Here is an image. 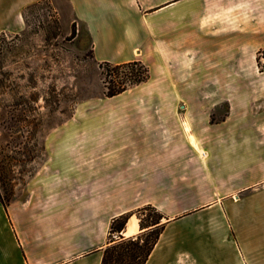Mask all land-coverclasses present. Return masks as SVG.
<instances>
[{"label": "rangeland", "instance_id": "rangeland-1", "mask_svg": "<svg viewBox=\"0 0 264 264\" xmlns=\"http://www.w3.org/2000/svg\"><path fill=\"white\" fill-rule=\"evenodd\" d=\"M118 3L125 14L113 8ZM23 19L20 31L0 35V199L5 203L38 183L40 170L74 172L79 185L86 183L89 169L109 170L111 181L129 170L136 161L125 149L133 145L91 146L79 140L66 149L70 137H85L102 122L158 120L176 126L189 121L197 124L190 131L204 138L229 133L219 122L232 110L248 111L255 128L233 129V136L264 138V0H41L23 9ZM88 25L97 35L96 51ZM231 31L233 42L220 36ZM230 47L241 51L237 67L226 57ZM133 57L148 66L149 79L105 96L103 62ZM233 70L249 79H220ZM163 147L173 160L182 152L191 163L202 159L193 144ZM254 163L264 168V154L255 155ZM210 177L199 169L175 176L166 208L144 204L126 213L136 215L151 205L165 227L172 218L165 253L173 264H264L263 178L222 194L206 183ZM159 179L158 190L147 195L165 199ZM218 196L225 198L212 203Z\"/></svg>", "mask_w": 264, "mask_h": 264}, {"label": "crops", "instance_id": "crops-1", "mask_svg": "<svg viewBox=\"0 0 264 264\" xmlns=\"http://www.w3.org/2000/svg\"><path fill=\"white\" fill-rule=\"evenodd\" d=\"M39 1L0 0V35L20 31L24 25L23 9ZM74 6L77 7L75 3ZM108 6L102 4V8ZM113 8L121 9L125 14L122 3L113 4ZM88 29L96 51V32L90 25ZM260 31L251 36L256 37ZM232 34L233 31L220 36L233 42ZM246 35L250 34L246 33L240 38ZM187 47L195 49L200 45L187 44ZM239 54L240 49L235 47H230L226 53V57L231 59L229 63L235 67ZM130 60H134V57L117 63ZM214 68L217 67L207 70ZM220 79L246 81L249 75L233 70V73H221ZM235 113L232 110L229 119L219 122L230 129L223 136H196L190 128L197 124L189 121L175 122L174 126V122L137 120L102 122L98 124L101 126L88 129L85 137H70L69 142L65 143L67 146L79 140L91 146L133 145L125 150L133 154L136 163L129 170L120 172L115 181L110 180L107 169H89L83 185L78 184L74 172L40 170L38 183L25 186L21 196L6 203L0 200V264H101L103 248L109 241L111 220L144 204H152L161 210L166 208L168 194L173 192V177L188 176L190 171L196 169L210 172L211 177L206 183L215 186L212 189L215 193L232 194L239 189H247L256 183L255 177L258 176L264 180V168L254 163L255 155L264 154L263 147H256L264 145V138L233 136V129L255 128L250 112ZM65 125L73 123L67 122ZM208 125L211 127L212 123ZM174 129L178 130V137L174 136ZM175 143L193 144L201 150L202 159L197 160L199 165L184 158V152L176 160L169 157L167 147L163 146ZM153 152L156 157L164 155L156 158ZM57 159H61V156ZM159 178L165 183V199L147 195L158 190L156 184ZM222 198L225 197L218 196L212 203H220ZM169 220L145 264H173L165 253L168 228L174 223L172 218ZM140 231L138 218L131 215L121 235L127 238Z\"/></svg>", "mask_w": 264, "mask_h": 264}, {"label": "trees", "instance_id": "trees-1", "mask_svg": "<svg viewBox=\"0 0 264 264\" xmlns=\"http://www.w3.org/2000/svg\"><path fill=\"white\" fill-rule=\"evenodd\" d=\"M72 31L74 33V29ZM102 74L107 97L121 94L133 86L146 82L150 77L148 66L139 59L120 63L104 61ZM145 211L149 212L145 214ZM135 213L141 230L135 236L125 238L121 235L133 213H123L111 220L109 241L103 248L101 264H145L147 262L166 222H162L163 215L151 205L138 208ZM113 235L118 237L115 238Z\"/></svg>", "mask_w": 264, "mask_h": 264}, {"label": "bare ground", "instance_id": "bare-ground-1", "mask_svg": "<svg viewBox=\"0 0 264 264\" xmlns=\"http://www.w3.org/2000/svg\"><path fill=\"white\" fill-rule=\"evenodd\" d=\"M191 141L194 143L193 137H191Z\"/></svg>", "mask_w": 264, "mask_h": 264}]
</instances>
